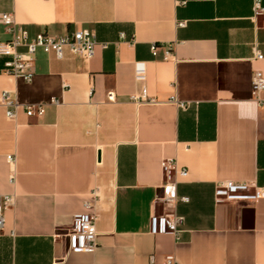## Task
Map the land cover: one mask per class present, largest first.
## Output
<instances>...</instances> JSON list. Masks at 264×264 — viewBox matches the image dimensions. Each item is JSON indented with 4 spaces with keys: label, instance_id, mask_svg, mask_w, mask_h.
Returning <instances> with one entry per match:
<instances>
[{
    "label": "crops",
    "instance_id": "crops-1",
    "mask_svg": "<svg viewBox=\"0 0 264 264\" xmlns=\"http://www.w3.org/2000/svg\"><path fill=\"white\" fill-rule=\"evenodd\" d=\"M2 12L31 37L86 27L98 44L87 63L38 49L31 82L2 72L0 57V93L47 103L42 116L19 109L15 119L0 105V194L15 195L0 264H149L151 255L163 264L167 254L180 264H264V197L214 201L218 180L264 186V105L251 96L253 69L264 74V16L252 18V0H0ZM8 37L0 23V41ZM135 61L154 102L131 99L142 86ZM165 159L187 169L176 185L187 200L173 207L156 204ZM154 210L183 215L177 239L150 233ZM79 212L97 215L93 252L67 251L56 235Z\"/></svg>",
    "mask_w": 264,
    "mask_h": 264
},
{
    "label": "built area",
    "instance_id": "built-area-1",
    "mask_svg": "<svg viewBox=\"0 0 264 264\" xmlns=\"http://www.w3.org/2000/svg\"><path fill=\"white\" fill-rule=\"evenodd\" d=\"M259 16H264V4L262 0H252V18L255 20ZM0 23L4 25V30L9 34L6 40L0 41V57H4L2 72L18 77L25 82H31L35 74V54L38 49L45 53L52 52L56 58H63L66 53L74 55L82 62L87 63L94 55V47L98 44L95 33L86 27H80L72 31H67L59 35H51L46 32H39L31 37L27 29L18 23L13 13H0ZM179 26L185 25L184 21L178 22ZM123 38L124 34L120 33ZM102 48H106L108 43H100ZM163 59L174 56L172 43H164ZM159 45L151 43L150 52L157 56ZM254 58H262V54L255 50ZM134 79L140 83L141 89L131 95V99L137 102H154L156 99L146 94L143 86L145 80L144 61L133 63ZM251 96L257 105H264V74L260 69H253L251 74ZM109 100L114 99L112 92L107 95ZM179 107L186 104L178 101L176 97L170 99ZM50 103H58L56 99H51ZM46 102L21 103L13 91L3 90L0 93V105L5 108V116L8 119H15L19 109H22L27 116L40 117L45 111ZM8 163L11 165L9 181H15V155H6ZM165 179L162 183V195L156 199L167 207H173L176 201H186L187 197H178L176 185L179 178L187 175V169L177 167L174 162L165 159L161 162ZM172 171V174H171ZM96 194V189H94ZM14 194H0V226L3 224V211L14 204ZM264 197V186H259L255 181L249 180H218L214 184V201L218 202H240L253 201L256 198ZM96 219L95 213L79 212L72 215L70 226L65 233L56 234L66 238L67 251L93 252L97 245L96 240ZM184 217L174 211L157 212L153 211L149 219V231L152 234L171 233L176 239L181 232ZM149 264H153V256L149 257ZM163 264H180L173 254L164 257Z\"/></svg>",
    "mask_w": 264,
    "mask_h": 264
}]
</instances>
